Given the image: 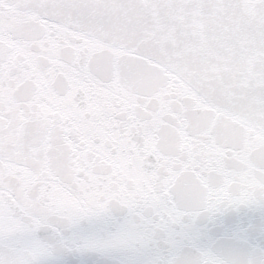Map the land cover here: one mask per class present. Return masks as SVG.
I'll list each match as a JSON object with an SVG mask.
<instances>
[{"label": "snow or ice", "instance_id": "snow-or-ice-1", "mask_svg": "<svg viewBox=\"0 0 264 264\" xmlns=\"http://www.w3.org/2000/svg\"><path fill=\"white\" fill-rule=\"evenodd\" d=\"M0 264H264V0H0Z\"/></svg>", "mask_w": 264, "mask_h": 264}]
</instances>
